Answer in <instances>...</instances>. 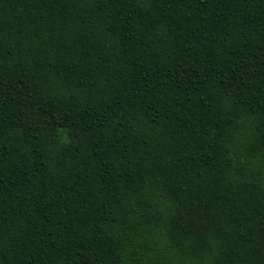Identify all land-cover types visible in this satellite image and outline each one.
Segmentation results:
<instances>
[{
  "label": "trees",
  "instance_id": "16d2710c",
  "mask_svg": "<svg viewBox=\"0 0 264 264\" xmlns=\"http://www.w3.org/2000/svg\"><path fill=\"white\" fill-rule=\"evenodd\" d=\"M0 264H264V0H0Z\"/></svg>",
  "mask_w": 264,
  "mask_h": 264
}]
</instances>
